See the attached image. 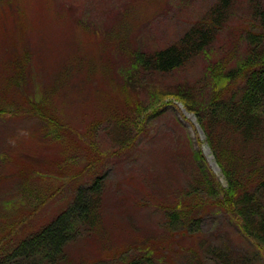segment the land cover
<instances>
[{"label": "rangeland", "instance_id": "1", "mask_svg": "<svg viewBox=\"0 0 264 264\" xmlns=\"http://www.w3.org/2000/svg\"><path fill=\"white\" fill-rule=\"evenodd\" d=\"M214 1L46 0L43 4L38 0H1L0 2V21L12 28H16L19 23L22 25L23 19L20 18V13L24 12V25L21 26L24 32L11 36L10 31H7L5 35L15 42L19 48L18 53L25 57L24 65L31 64V72L28 69L27 74L30 88L23 87L31 91L27 93L20 87L7 85L13 76L9 68L6 71L3 69L6 67V57L0 55V110L2 108L5 111L10 110L8 104L16 98H19V101L23 99L24 102H28L27 104L29 100H37L34 92L47 86L62 102L55 106L60 109L64 107V112H56L62 122L63 131L68 132L69 128L74 127L76 128L74 135L88 138V134L93 130L92 137L88 140L93 148L92 154L100 152L103 161L106 160L99 169L96 167L97 176L103 174L106 184L103 195V208H105L103 217L107 216V218L102 224L103 229L114 228L115 239L125 236L129 240L133 239L131 248L136 250H132L131 255L135 257L143 253L144 243L151 245L152 248L167 245V248H163L152 258L153 264H156L157 257H163L164 252H170L174 248H195L202 262L206 264L204 251L199 250L197 244L185 234L189 227L192 231H197L193 236L196 241H203L210 247L219 244L220 248L223 247L222 243L228 242L233 246L230 249L248 255L253 264H264V248L261 251L256 250L246 237L234 229L232 217L224 212L211 211V213L199 214L194 211L192 222L185 224L181 217L170 222L165 218L166 207L175 205L173 201H187L186 196L189 192L190 195L195 194L198 199L201 197L203 191L199 181L205 177L201 179L193 153L201 154L204 160L203 171L210 181L215 180L214 186L217 183L221 188L227 186L196 116L187 111L181 102L167 94H172L177 85L187 89L202 87L208 67L220 61H226L228 65L233 66V63L243 58L244 30L250 22L249 0H235L233 16L214 39L208 50V60L206 56H202L197 62L185 67V71L180 70L154 78L152 79L154 85L137 95L136 99L142 102V112L135 119L133 114L129 116L128 133L133 137V143L121 155L119 153L110 155L116 147L108 134L111 126L105 122V117L108 118L105 114L110 110L107 107L109 102L104 94L96 93L99 97L97 101L93 93L89 96L87 92L88 88L92 90L97 86L98 74L89 77L91 72L86 70H83V75L76 74L75 71H79L76 69L77 62L74 63L76 65L73 68L71 65L67 71L64 70L68 57L82 53L87 55L84 59L90 62L95 54L92 45L82 36V31H76L71 27L70 21L78 17L100 27L102 32L108 33L103 36L112 45L111 48H116L118 43L114 40L113 33L117 32V29L131 26L136 28V33L134 30L133 35L130 33L126 36V44L132 43L134 49L136 44L150 41L153 44L152 48H155L160 47L161 42L179 38L207 12ZM32 3L29 8L24 6ZM40 13L42 18L38 20L36 16ZM124 13H128L130 18L121 22ZM69 36L71 41H82L79 48L76 45L68 50L70 55L64 47L68 43ZM111 48L104 50L103 54L107 55L109 51L115 52ZM120 58L113 57V61ZM119 62L120 66L123 65V58ZM142 76L143 74L141 78ZM112 78L117 83L122 80L117 74ZM91 81L93 83L89 84ZM11 117L5 119L0 117V147L9 149L7 153H0V164H2L0 264H22V259L13 258L16 245L22 242V239L27 241L37 233L38 229L32 228L37 223L47 217L57 216L61 211L72 206L76 187L62 188L59 182L72 183L63 178L64 175L74 172L75 169L82 171L87 163L94 161L87 156L89 155L85 150L87 145L75 141L72 135H66L60 141H52L53 136L49 135L38 139L19 133L18 128H24L28 133H32L45 126L41 120L33 117V114L25 112L23 116ZM101 117L104 119L101 120ZM110 120L113 125L116 116L110 115ZM9 130L13 132L9 133ZM48 130L52 132L51 129ZM55 133L61 136L58 130H55ZM12 134H21V136L13 137ZM10 135L8 140L7 137ZM62 140L73 142L80 148L81 153L73 154L72 150L63 152ZM48 142L51 143L52 148L64 154H58V158L51 157L48 150L44 149V144ZM17 147L21 150L13 151L22 156L25 165L13 163V158L11 159L14 155H11L10 151ZM32 151L40 152L38 158L33 161ZM75 154L83 163L70 166L72 163L67 161ZM259 162H264V155ZM30 168L32 170H28ZM26 171L29 178L19 182ZM91 172L86 171L81 174L83 187L90 182L91 177L87 174ZM57 188L61 189L55 192ZM51 189L49 193L48 190ZM217 191L218 189L215 190ZM34 194H44L48 197L43 198L42 204L35 202L37 198L34 196L30 197ZM181 224L184 228L180 227ZM125 243L126 241L119 242L115 246L121 248ZM84 244L85 241L82 240L78 245L74 243L69 248L74 250ZM83 249L86 255L89 254L90 248ZM100 257L102 255H98L95 259ZM179 264L189 263L183 261Z\"/></svg>", "mask_w": 264, "mask_h": 264}, {"label": "trees", "instance_id": "2", "mask_svg": "<svg viewBox=\"0 0 264 264\" xmlns=\"http://www.w3.org/2000/svg\"><path fill=\"white\" fill-rule=\"evenodd\" d=\"M38 1L43 4L46 0ZM234 4L235 0H215L207 12L179 38L161 42L160 47L155 48H152L153 44L150 41L138 43L134 49L132 43L126 44V36L130 33L133 35L134 30L136 33V28L131 26L117 29V32L113 33L114 40L118 43L116 48H111L112 45L103 36L108 33L102 32L100 27L78 17L71 19L70 26L76 31H82V36L92 45L95 54L90 62L84 59L87 55L82 53L68 57L64 70L67 71L71 65L73 68L77 62L76 69L79 71H75L76 74L83 75V70H86L91 72L89 77L98 74V81L102 83L107 81L105 85L107 93L114 96L107 105L110 110L105 114L108 116L105 121L111 126L108 133L111 141L117 142L122 150L130 147L133 137L128 133L129 116L133 114L135 119L142 112L141 106L135 100L137 95L154 85L152 79L180 70L185 71V67L197 62L202 56L207 58L214 39L232 18ZM32 5L33 3L24 6L29 8ZM248 7L250 22L244 30L243 58L233 63V66L228 65L226 61H220L208 67L202 87L187 89L177 85L172 94H167L181 102L187 111L195 114L227 186L221 188L218 183L214 186V181H210L203 171L204 160L201 154L193 153L201 179L205 177L199 181L203 191L201 197L198 199L195 194L187 193V201L176 200L175 207H169L170 211L166 207L165 218L170 222L176 216L177 210L183 214H192L198 210L224 212L232 217L236 229L244 237L250 238L257 250H261L260 246L264 245V162L259 161L264 155V0H249ZM23 16L24 12H21L22 25L25 20ZM36 18L40 20L42 14H38ZM128 18L129 14L124 13L121 22ZM22 25L19 23L16 28H12L0 21V55L6 57V67L3 69L6 71L9 68L13 76L7 85L25 90L23 87H29L27 74L28 69L31 72V64L24 65L25 57L18 53L19 48L15 42L5 35L7 31H10L11 36L23 33ZM67 31L69 33V28ZM76 45L79 48L82 41H71L69 36L64 47L68 53V50ZM109 48L115 52L109 51L104 55V50ZM117 55L124 60L121 66L119 60L122 58ZM113 57L120 59L114 62ZM128 68L130 69L126 70ZM116 74L122 78L119 83L112 78ZM92 83L93 81L89 84ZM93 90L99 91L98 88ZM25 91L31 93L30 90ZM34 96L37 100H29V104L23 99L19 101V98L9 102L10 110L5 111L2 108L0 117L16 118L23 116L25 112L31 113L47 128L42 126L32 133H28L24 128H18L19 133L41 139L47 135L45 129L54 128L61 136L59 134L54 136L52 141H60L66 135H72L75 141L87 145L85 150L90 154L93 148L88 140L91 139L93 130L88 134V138L74 135L76 130L74 127L69 128L68 132L63 131L62 122L56 112L62 113L65 110L64 107L60 109L55 106L62 103L60 99L56 98L47 86L34 92ZM112 114L116 116L113 125L110 123ZM11 132L13 131L9 130V133ZM21 134L12 135L20 137ZM9 137L11 135L7 137L8 140ZM61 145L63 152L72 150L73 154L81 153L80 148L73 142L62 140ZM0 149L1 154L9 152L7 147ZM44 149L48 150L53 158H58V154L62 153L48 143L44 144ZM13 150L21 149L17 147L11 151ZM11 151L10 154L14 155L11 156L13 163L26 164L21 155ZM37 158L38 156H34L32 161ZM67 162L72 163L70 166L83 163L76 154L71 155ZM35 166L36 164L33 167ZM28 175L26 171L19 182L29 178ZM105 189L104 177L96 176L89 185L78 190L70 208L61 211L46 227L40 228L34 236L29 237V240L23 241L13 252V258L22 259V264H100L94 260V253L102 251L107 252L104 256H115V261L110 264H153L152 258L163 248H150L147 243L143 244L144 251L137 257L131 255V251L136 248H122L119 252V254L124 252L122 256L114 254L115 248H90L89 255L84 258L83 252L79 251L80 248L74 250L69 248L85 235L96 233L99 225L101 231L105 230L101 221L106 218L103 217ZM48 192L50 193V190ZM32 196L37 198L35 202L42 204L43 198L47 197L44 194H34L30 197ZM35 228L38 229V226ZM203 251L205 258L212 260L213 264H252L247 260L248 257L232 252L227 247L203 248ZM183 261L189 264H205L195 248H174L170 252H164L163 257H157L156 264H179Z\"/></svg>", "mask_w": 264, "mask_h": 264}]
</instances>
